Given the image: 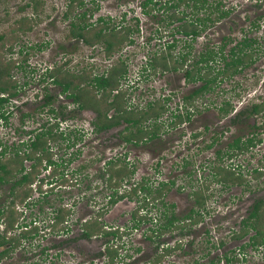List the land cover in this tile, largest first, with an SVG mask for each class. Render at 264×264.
<instances>
[{
	"label": "rangeland",
	"instance_id": "374dc122",
	"mask_svg": "<svg viewBox=\"0 0 264 264\" xmlns=\"http://www.w3.org/2000/svg\"><path fill=\"white\" fill-rule=\"evenodd\" d=\"M38 1L34 8L35 0H0V70L5 68L1 78L15 81L19 88L18 94L4 108L7 119L0 120V151L4 147L9 151L12 146L26 141L31 135L30 130L42 125L51 127L57 122V131L70 136L67 140L57 136L50 141L53 158L56 161L60 157L74 158L66 168L69 182L53 186L52 194L46 198L48 201L56 199L53 204L30 205L19 218L28 224V229H37L38 234L21 239L0 264H208L210 259L223 252L249 242L252 232L243 238L234 235L255 200L264 198V113L254 117L241 115L233 120L225 116L219 106L224 100H230L235 111L251 102L264 101V0H220L230 14L208 22L196 39L179 33L172 37L170 31L181 21L168 23L174 8L165 9L163 0L155 7L148 6L149 13L143 12L142 0H82L81 5L71 0ZM217 2L208 0L212 4ZM181 11L191 13L193 10L181 3L174 12L181 16ZM82 13L84 17H78ZM202 13L189 15L183 21L190 23ZM25 16L31 23L26 31L20 29V20ZM99 17L107 22L98 21ZM252 20L260 26L255 28ZM72 21L89 23L90 28L85 33L90 36L106 26L104 37L112 40L122 35L124 28L137 27L138 30L130 32L131 44L126 39L108 54L102 40L87 44L71 36ZM245 36L257 40L253 45L255 61L231 78H217L211 91L192 101L191 108L195 107L196 111L191 120L178 122L173 115L183 111L182 97L199 83L186 81L182 69L143 70L146 58L155 50H165L167 43L175 39L172 51L176 54L188 52L186 64L189 66L197 52L205 47L216 48L226 42L224 50L227 52ZM173 57L167 67L178 64L175 62L178 58ZM215 65L214 72L222 62H215ZM112 66H124L125 78L118 82L119 95L114 97L116 90H113L104 99V94H94L93 87L87 86L85 80ZM46 69L60 72L59 76L64 79L75 74L74 82H78L79 75H84L80 85L95 95L101 105L113 99L138 109L149 101L165 103L157 120L160 124L157 136L133 145L121 139L127 133L121 125L95 131L92 126L95 110L92 107L78 109L61 92V86L46 76ZM5 71L9 75H5ZM45 93L53 97L49 106L44 104ZM108 113L114 114V108L111 107ZM236 137H253L254 144L240 151L229 150V144ZM69 140H75V144L65 147ZM212 140L215 143L206 147ZM227 151H232L231 156L226 154ZM218 155L221 157L215 159ZM7 156L12 153L8 152ZM124 157V162L130 163L128 167H132L134 173L122 189L144 178L157 197L154 188L159 187L158 182H170L169 186L165 185L164 194L154 201L157 206H149L147 217L141 214L146 204L143 191L121 199L116 206L107 205L110 189L98 179V172L102 171L103 161L116 159L119 162L117 159L124 160ZM24 164L28 166L30 161ZM218 165L228 166L227 169L235 173L234 178L226 183L217 182L214 168ZM39 169L40 176L47 174L43 164ZM75 169L77 171L71 174ZM42 187L48 189L44 184ZM7 191L8 185H0V198L6 196ZM61 195L62 199H57ZM197 197H205L202 206L197 203ZM59 205L70 208L66 222L59 224L67 225L68 232L53 231L48 224L49 218L52 219L50 212ZM190 209L199 211L191 215L192 221L195 218L196 222L184 220L186 224L181 229L175 227L182 224ZM99 210V217L107 226L119 229L117 237L68 241L78 232L77 219L95 215ZM170 213L179 220L172 226H165ZM140 217L136 230L122 231ZM1 219L0 232H3L5 225ZM259 223L264 226V206L260 210ZM12 234L17 235V230L8 233ZM220 240L224 241L222 246L217 245ZM122 241L123 245H120ZM107 244L118 245L116 250L120 256L116 254L112 261L103 254ZM245 254L237 264H264V243L257 248L247 246Z\"/></svg>",
	"mask_w": 264,
	"mask_h": 264
},
{
	"label": "trees",
	"instance_id": "16d2710c",
	"mask_svg": "<svg viewBox=\"0 0 264 264\" xmlns=\"http://www.w3.org/2000/svg\"><path fill=\"white\" fill-rule=\"evenodd\" d=\"M72 3L74 1H77L78 5L82 4V0H71ZM162 0H142V7L144 13H149L148 6L155 7L158 2H161ZM185 1H193V0H185ZM195 3L193 5V11L192 13L197 14V11L204 8V4L206 3V0H194ZM36 4L34 5V8H36L37 3H39L38 0H35ZM200 3V5L198 4ZM220 0H218L217 3L214 4L213 7H209L205 16L203 17H196V19L199 21L200 25L195 24H186L183 23L177 28V32H184L185 34H193V36H196L199 34L201 30H204L205 26L208 24V21L212 20H219L220 18H223L229 14L228 9H224L222 5L219 3ZM180 4L179 0L177 2L170 4L169 7H178ZM161 7V6H160ZM168 8V7H167ZM186 12V11H184ZM66 13V12H65ZM187 13V12H186ZM67 16V13L65 14ZM170 20L168 23L173 21V18L176 16V14H170ZM214 18H213V17ZM83 18L84 13H82L80 16ZM182 17H176V19L180 20ZM195 19V20H196ZM103 17H99L98 21H103ZM21 27L24 31L28 30L31 26V23L29 19L25 16L23 19L20 20ZM107 21H103V23H106ZM254 27H259L260 25L258 23L253 22L252 23ZM92 25V24H90ZM189 26V29H187ZM121 26L120 28H122ZM89 27V23L82 21V23L79 22V24H76V22L72 21L70 26V35L84 40L87 44H93L97 41H103L105 44L104 50L106 53H112L116 47H118L124 40L127 39V42H133L130 38V32L136 29H130V28H124L122 30H125L122 35H120L117 39L112 40L108 37H104L103 32L107 31L108 27H100L98 28L91 36L86 35L85 30ZM113 30L115 27L112 28ZM119 29V28H118ZM225 38V37H224ZM263 38H264V30H263ZM229 40V39H228ZM257 42L255 38H249V37H243L241 41L234 44L232 47L229 48L227 52H225V43L219 45L216 48H206L205 50L201 51V53L198 55V59L192 63V66L185 69V77L187 81L189 82H196L201 81V84L193 89L191 94H189L186 99H193L194 96H202L206 92L211 91L214 88V85L216 84L217 78L224 79V78H231L236 73L241 72L244 68L248 67L250 64H252L255 61L254 56V49L253 45ZM174 45L168 44V48H171ZM169 54V53H168ZM170 55V54H169ZM172 57V56H170ZM181 60V65H183L187 61V54H182L179 56ZM222 62V65L217 68V71L214 72L215 69V62ZM213 62V63H212ZM159 64L164 65L167 67L166 64V55L162 54L160 56ZM200 64V65H198ZM152 67H155L151 64ZM163 67V66H162ZM177 68V66H174V69ZM5 69V68H4ZM4 69L0 70V120H6L7 110H4L6 105L10 102L12 97H15L18 94V85L15 81L11 82L7 78H1L3 75ZM44 71L46 76L48 78H51V80L61 86V92L64 93L67 97L71 99L73 103L77 105L78 109H84L86 107H92L96 112V118L93 121L94 129L96 131L101 129H108L116 124H118L121 120L120 118L124 120V122H127L131 125H128L126 127V130L129 129L130 126H135L134 130H129L127 134H124L123 137L126 141H140L141 139H144L146 136L149 138H153L157 135V132L159 130V125L156 123H152L151 129H143V125H141V121L143 119H147L148 117H153L154 119L157 118V116L163 111V108L165 106L164 103H155V106H151L153 102L149 103L147 110H138L133 109L128 112L124 108V105H122L119 102V99H113L110 102H105V104H100L97 99H95V95H91L87 89H85L84 86H81L80 82L81 80H84V75H79L78 82H74L73 79L76 78V75L73 74L72 78L70 79H64L61 78L59 75L60 72L56 71ZM125 67L124 66H115L110 67L107 71V74H96L93 75V77H90L89 79L85 80V82L88 84L87 86L93 87L95 93L97 94L99 92H102L104 94V99L108 94L113 90H117L119 86L118 82L119 80L124 77L125 75ZM5 75H9L8 71H5ZM84 82V81H83ZM117 86V87H116ZM97 92V93H96ZM238 94V93H237ZM119 93H114L113 96L117 97ZM45 105L49 106L52 100V96L45 93ZM111 107H116L118 111H121V113L118 116H108V110ZM234 106L231 104L230 100H224L222 105L219 106V110L223 112L224 115L229 114L233 110ZM49 110H52L51 108ZM151 111V112H150ZM134 112V113H133ZM263 112L264 113V101L262 102H251L244 108L240 109L236 115L235 119L241 117V115L253 117L256 114ZM188 117V114H187ZM186 117V118H187ZM177 118H182L181 115H177ZM234 119V120H235ZM58 123H54V125H51V127L42 125L39 128H35L33 130H30L29 133L31 134L26 141H22L17 146H12V148L7 151L6 147L2 148L0 151V185H8V199H7V205H5V208L11 209L8 219H5L3 216V210L1 209L2 206H0V217H3L2 222L5 225L3 232H0V247H3V249L0 250V258H3L5 255L9 254L14 248H16L19 244L21 239L23 238H29L32 237L37 233V231L34 230H22L18 236L17 235H6L7 232H10L14 228V221L12 216V212L14 207L17 206V204L21 203H27V200L31 195L33 194L34 189H37L41 187V183L44 181L41 179V182L37 181V174L38 170L40 171L39 167L43 164V161H45V165L43 168H47V166L52 167L53 169L50 170L49 175L46 177L47 184L52 183L55 181L60 182V184H64L66 182V179L63 177V170L67 168V165L69 162H71L74 158L69 157L67 159L60 158L58 161H55L52 158V153L50 151L49 143L50 141H53L57 139V136L60 138H67L70 136L69 134L65 136V132L63 131H57ZM65 136V137H64ZM77 140V137H76ZM215 143V140H212L210 143L206 145V147H211ZM75 144V140H70L66 143L65 147H71ZM254 144V138L250 137L245 140H242L241 137L235 138L230 144H229V150H242L244 148H248L249 146ZM11 152L12 156H7V153ZM228 153V152H227ZM217 157H221V155H218ZM119 162H116L115 160H110L105 165V173L104 176V182L105 185L108 187L107 189H110V193L107 195L108 197V204H114L118 199H122L124 197H131V195L136 194L135 192L141 188L142 190L146 189V193H150L152 191L151 186H147L146 184H140L139 188L138 186H131V188H126V190H122V192L117 195L116 197V186L120 187L122 186V182H127L130 178V176L134 173V169L131 167L129 168L127 162H124L123 160L117 159ZM30 161L29 167H26L24 162ZM114 165H117L118 167L114 168ZM264 165V164H263ZM63 169L59 170L58 169ZM226 168V169H225ZM222 167L218 165L215 170V180L218 182H228L232 178H234V172L229 171L227 167ZM77 170L71 171L75 173ZM59 175L60 181L54 180V176ZM218 176V177H217ZM51 178V179H49ZM37 181V182H36ZM76 179H74V182ZM33 184L36 186L34 187ZM73 185V184H72ZM167 185L164 182H161L159 187L157 189L154 188V192H156L158 195L157 197H160L162 194V191ZM169 186V185H167ZM49 190V189H48ZM112 190V192H111ZM146 198V197H144ZM205 202V197L199 198L197 197V203L200 205H203ZM264 206V198H259L255 200L253 203L248 215L242 219L241 221V227L240 230L235 233V238H243L244 236H247L252 232V234L248 237V241L246 243H242L236 248H231L224 252V254L220 255L216 259H210L208 261V264H237L240 259L245 257V249L247 246L255 247L257 248L259 245H262L264 243V226L260 225L259 218H260V210ZM2 210V211H1ZM101 211L99 210V213L97 215L92 216L89 220H86L84 222H81V230L80 234L82 236H96L98 238H103L107 236H115L116 232L114 230H107L105 229L99 222L98 218ZM164 212V211H160ZM52 214L49 218V225L51 226L53 231L56 232H67L69 230L67 225H59L66 222V217L70 213V208L59 205L56 207L53 211L50 212ZM161 214V213H160ZM186 215V216H190ZM146 216V215H145ZM141 217L137 220L136 226L140 224ZM167 223V224H166ZM165 226H169L172 224V220L167 218ZM66 224V223H65ZM59 225V226H58ZM26 226V224H25ZM58 226V227H57ZM18 227V226H17ZM32 232V233H31ZM224 241L220 240L219 243H217L218 246H222ZM108 245V244H107ZM105 245L104 248V254L107 256L108 261H112L115 255L117 254L116 248H113L112 246ZM216 246V244H215ZM224 260L223 263H220L221 260ZM107 261V262H108Z\"/></svg>",
	"mask_w": 264,
	"mask_h": 264
},
{
	"label": "flooded vegetation",
	"instance_id": "af4514ba",
	"mask_svg": "<svg viewBox=\"0 0 264 264\" xmlns=\"http://www.w3.org/2000/svg\"><path fill=\"white\" fill-rule=\"evenodd\" d=\"M175 2H177V0H163V4H164V6H165V9H171V8H174V11H175V9L177 8V7H175V6H173V7H169V5L170 4H173V3H175ZM179 2H180V4L182 3V4H185V6L186 7H188L189 9H191V10H193L192 8H193V5H194V3H195V1L193 0V1H185V0H179ZM180 4H179V6H180ZM198 4L200 5V3L198 2ZM215 4V3H214ZM214 4H212V3H208V0H206V3L204 4L205 6H204V8L203 9H201L200 8V10H198L197 11V14H198V12H200V11H202L203 13H202V15H197L196 17H203V16H205V13L208 11V8L209 7H213L214 6ZM178 6V7H179ZM168 7V8H167ZM164 8V7H163ZM172 12V14H175V12ZM187 12V13H186ZM186 12H184V11H181V16H175L174 18H173V21H181L180 23H178V25L176 26V27H173V29H172V31H170V33H171V35H172V37L174 38V36H175V34H177V33H179V34H181L182 36H184V37H186V38H190V39H196V38H198V36L200 35V33L202 32V30L199 32V34H197L196 36H193V34H185L184 32H177L176 30H177V28L180 26V25H182L183 23H185L186 22V24H195V25H200L199 24V21L196 19V17L195 18H193L192 20H190L189 22L190 23H187L188 21H183L184 20V18L185 17H188L189 15H193L194 13H188V11H186ZM230 14V13H229ZM228 16V15H227ZM176 17H182L180 20H178V19H176ZM213 17V16H212ZM226 17V16H225ZM214 18V17H213ZM224 18V17H223ZM196 19V20H195ZM214 20H212V21H208V22H213ZM253 22H255V21H253L252 20V23ZM256 23V22H255ZM192 24V25H193ZM259 24V23H258ZM207 26V25H206ZM205 26V27H206ZM175 28V29H174ZM255 28H257V27H255ZM187 29H189V26H188V28ZM205 29V28H204ZM263 30H264V27H263ZM130 38H131V35H130ZM132 39V38H131ZM173 41H176L175 39H173ZM171 42V43H167V46H165L166 48H165V50L164 49H162V50H160V51H158V50H155V51H153L152 52V54L150 55V56H148V58H146V60L144 61L145 62V67H143V70H145L146 68H148V69H150V70H152V71H155L156 70V68L158 69V67H160L161 68V70H163V71H165V69H173V70H175V69H182V70H184L183 71V76H184V78H185V80L187 81V79H186V77H185V69L186 68H189V67H191L192 66V64H189V66L186 64V62L183 64V65H181V60H180V58H179V56L180 55H182V54H184V53H178V54H176L174 51H172L173 50V48L175 47V45H176V43L175 42ZM226 41H228V38H226ZM129 44H131L130 42H128ZM172 43H174V45L171 47V48H168V44H172ZM206 48H214V47H205L204 49H202L201 51H203V50H205ZM201 51H198L197 52V54H196V57H195V59H193V61H192V63H194V61H196L197 59H198V55L201 53ZM170 55H169V54ZM162 54H165L166 55V66H167V63H168V61L169 60H173L174 59V57L173 56H175V57H177L178 58V60H176L175 62L176 63H178L177 65H171V66H169V67H165L164 65H162L161 66V64H159V60H160V56L162 55ZM185 54H187V60L189 59L188 58V52H186ZM170 56H172V57H170ZM122 61L123 60H121L120 62L122 63ZM213 63V62H212ZM123 64V63H122ZM151 64L154 66L155 65V67H152L151 66ZM198 65H200V64H198ZM174 66H177V68H175L174 69ZM107 71H108V69L105 71V72H103V73H101V74H107ZM123 78H125V75H124V77H122L120 80H119V82L123 79ZM51 79V78H50ZM197 83H199L196 87H198L200 84H201V81H196ZM120 84H118V86H119ZM195 87V88H196ZM194 88V89H195ZM193 91V90H192ZM191 91V92H192ZM191 92H189L188 94H186L184 97H182L183 98V101H182V107H183V111H181V113H177L176 115H173L174 117H177V115H181V117L182 118H180V119H178V122H182V121H190L191 120V116H192V114H194V112L196 111L195 110V107L194 108H191L192 107V101L195 99V98H197V97H199V96H194L193 97V99H186V97L189 95V94H191ZM115 93H120L118 90H116V92ZM166 100V99H165ZM45 101V100H44ZM151 102H153V101H149L144 107H141V108H137L138 110H147V109H149L148 108V104L149 103H151ZM165 104V103H164ZM155 106V103L153 102V104H151V106ZM114 108V110H115V113L114 114H109V113H107V115L108 116H113V117H115V116H118L120 113H121V111H118V109H116V107H113ZM124 108L126 109V110H128V112L130 111V110H133V109H136L135 107L134 108H130V107H128V106H124ZM165 108V107H164ZM234 109V108H233ZM233 111V110H232ZM230 112L229 114H227V115H225V116H229V118H231V119H235V115H236V113L239 111L238 109H235V111H233V112ZM151 112V111H150ZM193 112V113H192ZM134 113V112H133ZM261 113V112H260ZM187 114H188V117H187ZM160 115H161V113L157 116V118L156 119H154L153 117H148L147 119H143L142 121H141V125H143V129H151V127H152V123H156V124H158V122H157V120L159 121V117H160ZM187 117V118H186ZM254 117V116H253ZM96 118V112H95V117H94V119ZM120 122L118 123V124H116V125H114V126H112V127H110V128H113V127H117V126H123V128H124V132H127L128 133V131L129 130H134L135 129V126L133 127V126H130L129 127V129L128 130H126V127L128 126V125H131V124H129V123H127V122H124V120L122 119V117L120 118ZM94 121V120H93ZM93 121H92V126H93V128H94V124H93ZM152 122V123H151ZM175 123H177V122H175ZM159 125V128H160V124H158ZM59 128V127H58ZM110 128H108V129H101V130H109ZM95 130V129H94ZM101 130H98V131H101ZM96 131V130H95ZM159 131V130H158ZM127 133H125V134H127ZM158 133V132H157ZM197 135V134H196ZM65 136H67V134H65ZM157 136V135H156ZM155 136V137H156ZM155 137H153V138H155ZM153 138H149V137H145L144 139H141L140 141H136V140H134V141H126L125 139H124V137H123V135L121 136V139L124 141V142H126V143H133V145H137L139 142H145V141H150V140H152ZM237 138V137H236ZM63 139H65V140H67L66 138H63ZM235 139V138H234ZM233 139V140H234ZM247 139V138H246ZM242 140H245V139H242ZM245 149V148H244ZM237 150V149H236ZM243 150V149H242ZM240 151V150H239ZM228 152V153H227ZM226 152V154L228 155V156H231L230 154H232L231 152H229V151H227ZM117 157H119V156H117ZM52 158H53V154H52ZM61 158V157H60ZM60 158H58V159H60ZM216 158H219V157H215V159ZM54 159V158H53ZM124 160L123 161H125V157L123 158ZM55 160V159H54ZM56 161V160H55ZM58 161V160H57ZM108 161H110V160H105V161H103V167H102V171L100 172H98V175H97V177H98V179H100L101 180V183H104L105 184V182H104V176H103V174L105 173V165H106V163L108 162ZM127 161V160H126ZM128 162V161H127ZM30 165V164H29ZM29 165L28 166H26V167H29ZM45 165V161H43V166ZM129 165H130V163H129ZM131 166V165H130ZM226 167H228V166H226ZM42 169V168H41ZM44 169V168H43ZM51 169H53L52 167H50V166H47V168H45V170H47V174H43L42 176H40L41 174L39 173V171H38V174H37V181L38 182H41V179H43L44 181L41 183V187L40 188H38L37 189V187H36V189H34V191H33V194L31 195V197H29V199L27 200V203H21V204H17V206L16 207H14V209L15 210H13V212H12V218H13V221H14V228H13V232L15 231V230H17V236H18V234L22 231V230H34V229H28V224L25 222V221H19V218H20V216L23 214V212H24V210H28V209H30V205L32 206V205H35V204H37V203H46V204H49V206H50V204H53V202H54V200H56V199H53V200H51V201H48L46 198H47V196H49V195H51L52 194V190L54 189V187L53 186H55L56 184H57V186L58 185H60L61 186V184H60V182H56V184H55V181L54 182H52V183H49V184H47V182H46V180H47V176L49 175V173H50V170ZM59 170L61 171V170H63V169H60L59 168ZM59 170L57 171V172H59ZM67 171V169H64L63 170V177L66 179V172ZM85 176H88L87 174H85ZM49 179H51V178H49ZM130 179V178H129ZM54 180H57V181H60V179H59V175H56V176H54ZM36 181V182H37ZM129 181V180H128ZM127 181V182H128ZM66 182L68 183L69 181H67L66 180ZM86 182H88L87 180H86ZM124 182L125 181H123L122 182V186H121V188L120 187H115L117 190H116V197H117V195H119L121 192H122V190L124 191V190H126V189H122L123 188V186H125V184H124ZM126 182V183H127ZM161 182H164V183H166L167 185H169V181H165V180H163V181H159L158 182V185H160V183ZM146 184L147 182L144 180V178L143 179H140V181L139 182H137L136 184L135 183H131L130 184V186L128 187L129 189L131 188V186H138V188H139V186H140V184ZM43 184L44 185H46L47 186V188L49 189H42L43 187ZM65 184V183H64ZM147 185V184H146ZM33 186L35 187L36 185L35 184H33ZM147 186H150V185H147ZM88 187V186H87ZM143 191V195H142V197H143V201L146 203L145 205H144V207H145V209H141L142 211H143V213H141V214H143L142 216H145V215H148L149 213H150V211H148V209L149 208H151V207H156L157 206V204L154 202V201H157L158 200V197H154V195H153V193L152 192H150V193H146V189H144V190H142L141 188H139L136 192H138V193H141ZM86 192V190L85 191H83V193H85ZM111 192H112V190H111ZM8 191H7V195L6 196H3V197H1L0 199H1V205L0 206H2L1 207V209L3 210V216L5 217V219H8V217H9V214H10V210L11 209H9L8 210V208H5V205H7V203H6V201H7V199H8ZM110 193V192H109ZM156 193V192H155ZM157 194V193H156ZM162 194H164V192L162 191ZM162 194L160 195V197L162 196ZM57 195V194H56ZM150 195V196H149ZM158 195V194H157ZM58 196V195H57ZM144 197H146V198H144ZM125 199H128V197H124ZM124 198H122V199H124ZM57 199H62V195L61 196H59ZM121 199H118L114 204H115V206L118 204L117 202L118 201H120ZM206 200V199H205ZM107 202H108V199H107ZM162 202V201H161ZM65 205H67V203L65 204ZM107 205H108V203H107ZM163 206H164V204H162ZM149 206H151V207H149ZM199 206H202V205H199ZM53 208V207H52ZM1 210V211H2ZM199 210H201V209H199ZM12 211V210H11ZM40 211H43V209H41V207H40ZM136 212V211H135ZM198 212L199 211H193L192 209H190L187 213H185L186 215H189V214H193V213H197L198 214ZM39 213V212H38ZM97 213H99V211H97ZM97 213L95 214V216L97 215ZM132 215H133V213H131V215H130V217L132 218ZM191 215L190 216H186L181 222H182V224L180 225L179 223L178 224H176V225H174L175 227H177V228H179V229H181V227L184 225V224H186V222H196V219L195 218H193V221H192V219H191ZM92 216H94V215H92ZM92 216H88L87 218H84V219H80V221H78V219H77V227H79V229H78V232L77 233H75V236H74V238L73 237H69V239H68V241H70V240H72V239H77V238H81V239H83V240H86V241H90V240H92V239H99L98 237H96V236H91V237H88V236H82L81 234H80V232H79V230H81V228H80V226H81V222H84V221H86V220H89ZM168 219H171L172 220V224L170 225V226H172L173 224H174V222H177V220H179V217L178 216H174L172 213H170V214H168ZM185 215H183V217H184ZM147 217V216H146ZM101 217H99L98 218V220H99V222H100V224L106 229V227H107V230H114L115 232H116V235L115 236H110L111 238H115V237H117V235L119 234L118 233V228L117 227H110V226H107L106 225V223H105V221H104V219H100ZM2 219H3V217H2ZM1 219V220H2ZM186 222H185V221ZM138 222V221H137ZM137 222L136 223H133L132 225H130L129 227H127V229H125V230H122L124 233H127L128 231H126V230H131V229H134V230H136L137 229V227L139 226H136L135 224H137ZM25 224H27L26 226H25ZM18 226V227H17ZM168 226V225H167ZM36 227V226H35ZM70 230V229H69ZM68 230V231H69ZM77 230V229H76ZM35 231H37V233L35 234V235H37L38 234V230L37 229H35ZM67 231V232H68ZM11 232V231H10ZM8 233L9 232H7V236H8ZM32 233V232H31ZM121 233V232H120ZM35 235H33V236H35ZM32 236V237H33ZM29 238H31V237H29ZM24 239V238H23ZM65 240H67V237L64 239V241ZM120 245H123V241L121 242V243H119ZM117 246L118 245H114V247L113 248H117ZM1 249H3V247H0V250ZM167 250V249H166ZM103 252H104V250H103ZM118 252V251H117ZM11 253V252H10ZM104 254V253H103ZM222 254H224V252L222 253ZM8 255V254H7ZM7 255H5L3 258H0V261H2L3 259H5L6 257H7ZM118 256H120V253H118L117 254ZM118 256H116V257H118ZM218 258V257H217ZM216 259V258H215ZM223 259L220 261V263H223Z\"/></svg>",
	"mask_w": 264,
	"mask_h": 264
}]
</instances>
